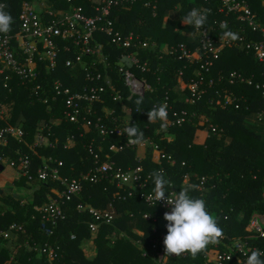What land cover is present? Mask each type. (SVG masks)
<instances>
[{
	"label": "trees",
	"instance_id": "trees-1",
	"mask_svg": "<svg viewBox=\"0 0 264 264\" xmlns=\"http://www.w3.org/2000/svg\"><path fill=\"white\" fill-rule=\"evenodd\" d=\"M3 1L6 2L4 10L13 20L11 27L16 28L21 3ZM242 1L264 25V0ZM146 3L150 6H145ZM79 4L88 6L82 1ZM62 6L70 7L69 4ZM154 6L156 9L152 8ZM220 7L218 0H138L114 7L109 18L116 29L123 35L139 34L142 41L150 43L149 47L139 49L140 60L147 63L148 71L135 72L147 78L153 91L127 100L129 93L116 65L122 50L112 45L107 36L99 34V41L105 45L110 64L107 71L113 79V87H106L102 100L95 104L93 113L87 115L92 126L83 124L81 119L79 123L70 121L64 97L54 99L56 81L72 91H78L87 83L81 65L66 67L65 61L71 57L69 53H63L56 72L41 64L37 82L27 85L14 78L10 92L6 94L0 89V104L5 109L0 128L15 127L24 133L21 138L8 136L7 145L0 146V157L17 162L21 175L24 171L19 167L20 158L28 157L31 161L28 174L14 181L22 194L17 193L19 196L15 197L0 184V231L13 224L22 227L19 232L13 231L8 239L0 236V264H212L208 259L212 245L195 259L188 253L166 256L163 241L169 222L164 215L168 212L161 206L146 204L140 192L132 189L133 184L118 187L113 179L96 184L84 179L98 165L89 153L90 146L99 153L100 164L114 162L116 168L124 170L141 166L143 177L150 176L146 192L154 188L151 173L162 171L177 194L181 189H188L190 197L203 199L223 234L231 238H244L252 217L264 215V89L257 88L264 83V65L252 51L243 47L223 49L209 72L202 69L198 61L191 64L179 59L180 45L191 49L199 45L196 36H189L196 30L181 22V17L192 8L210 10L204 27L217 30L210 32L213 38L221 34L220 23L226 22L229 31L245 29L248 40H260V35L252 32L238 15L220 13ZM170 50L174 52L171 54ZM84 59L92 63L95 58L85 56ZM95 68L105 72L103 64L91 69ZM180 73L183 84L179 82ZM232 73L252 83L239 79L231 83ZM212 80L215 83L209 87ZM193 82L206 89L200 98L192 97L188 89ZM102 84V81L97 82L98 86ZM37 86L40 88L36 89ZM118 94L121 99L115 100ZM191 97L193 102L187 101ZM227 97L238 99L240 108L234 105L223 108L218 101L224 103ZM141 98L143 104L137 112L136 101ZM165 101L175 111H187L188 121L166 130L160 129V121L150 124L147 113ZM258 112L262 114L259 116ZM97 124L109 130L124 129L132 124L143 131L145 140L153 145L146 147L143 158L138 157L139 147H127L126 134L103 136ZM203 132L207 135L201 142ZM38 134L45 136V144L41 146L36 145ZM112 144L123 146L124 150L110 151ZM0 165L8 166L5 162ZM40 170H45L46 179L39 178ZM54 171L59 179L54 178ZM202 178L205 179L204 191L200 190ZM73 180L80 182L83 189L80 196L65 202L66 219L47 220L46 213L36 207L46 206L56 197V192L64 191L63 181ZM79 204L108 209L114 213L113 222L104 223L97 234H92L89 223L93 218L88 212L79 211ZM87 244L93 247L89 253L85 249ZM218 245L222 251L229 248ZM250 245L264 252V239L251 240ZM160 253L164 254V259L159 258Z\"/></svg>",
	"mask_w": 264,
	"mask_h": 264
},
{
	"label": "built area",
	"instance_id": "built-area-1",
	"mask_svg": "<svg viewBox=\"0 0 264 264\" xmlns=\"http://www.w3.org/2000/svg\"><path fill=\"white\" fill-rule=\"evenodd\" d=\"M21 3V11L18 17L19 24L15 28L11 27L6 34H0V80L2 91L10 92V82L16 78L22 84H33L38 81L41 71L40 65H46L47 68L55 71L59 68V61L63 58V53H69L70 58L66 59V67H72L74 64L81 65L85 70L86 85L82 86L78 91H72L70 88H64L61 81L55 82L56 96L54 99L64 97L65 103L69 111L66 113L70 121L82 123L87 126H92V121L87 118V115L93 113V108L96 103L102 100V95L106 92V87H113V79L107 69L110 67L108 57L105 54V45L98 39L99 34L107 36L110 43L122 52L117 58V67L121 74L123 84L128 90V98L130 101L134 97H144L147 92H152L153 88L147 78H141L135 70L141 73L148 71L147 63H142L139 57V49L147 48L150 43L142 41L139 34L130 32L123 33L116 29L113 22L110 20L112 10L117 6H126L128 3H135L138 0H19ZM87 3L85 7L79 2ZM221 3L220 13L225 15L236 14L246 23L252 32L260 35V40H248L246 38L245 29L234 30L236 39L221 38L224 31H229V27L221 30L218 37L213 38L211 31H217L213 27L201 29L197 32L196 37L199 39V45L194 49L182 44L179 46V59H185L189 63L200 62L201 68L209 72L214 66L215 61L220 57L223 49L226 47H243L248 51H252L259 63L264 65V25L257 20L256 14L250 6L242 0H218ZM6 2L0 0V4L5 5ZM57 4V7H56ZM63 4H69V8L63 7ZM145 6H150L146 3ZM156 9V6L152 7ZM12 30V31H11ZM174 51L170 50L169 53ZM92 58L94 61L90 63L84 57ZM127 57L128 59H122ZM97 64L104 65V73L98 72L97 68L92 70ZM96 71V72H95ZM264 76V73L262 74ZM241 82L252 83V80H247L241 75L232 73L230 82L235 80ZM102 81L103 84L98 86L97 82ZM179 82L183 84L182 73L179 75ZM215 81L209 82V87L214 85ZM37 86L36 89H39ZM257 88L264 89V83L259 84ZM192 93V97H199L206 93V89L199 87V83L193 82L188 87ZM187 101L193 102V98ZM223 103L218 101L223 108L234 105L236 109L240 108L237 104L238 99L227 97ZM121 95L118 94L115 100H120ZM168 105V102H167ZM156 107V106H154ZM168 120L167 128L182 126L185 124L189 115L187 111H175L169 105L167 108ZM264 112V111H263ZM5 114L3 104H0V126ZM144 114V112H142ZM259 116L262 112H258ZM172 115V118H170ZM103 136L107 135H123V130L120 128L108 129L105 125H96ZM0 146L7 145V137L21 138L23 131L15 127L0 128ZM215 131V129H213ZM45 144V136L38 134L36 137V145ZM153 145L148 139L142 146ZM131 145L127 144V147ZM135 146V145H132ZM140 147L141 145H137ZM110 151L118 153L124 150L123 146L112 144ZM103 150L99 148V152ZM89 153L93 155L95 163L98 164L95 169L90 171L84 179L93 183H99L102 180L113 179L117 182L118 187L125 184H133L132 189L135 192H140L141 198L149 206H161L166 212H171L172 205L166 203L167 197L176 193L173 184H169L165 193V200L156 203L154 200H147V196L152 192H146V186L149 177H143V168H129L124 170L116 168L114 162L105 161L100 164V155L95 152L93 146L89 147ZM108 157V156H107ZM0 162H5L9 167L17 169V162H9L0 157ZM174 163V161H173ZM31 161L28 157H21L19 160L20 170L24 171V176L28 174ZM62 165V163H60ZM131 173L136 176L134 180L127 181L125 176ZM47 173L45 170L39 171V178L46 179ZM54 178H58L57 171H54ZM186 181V180H185ZM205 179L202 178L200 190H205ZM65 185L64 191L56 192V197L53 198L46 206L36 207V210L46 213V219L57 221L65 220L66 215L63 209L65 202L72 201L74 198L81 195L82 184L76 180L71 182L63 181ZM79 211L88 212L93 221L89 223V229L92 234L98 232L101 225L104 223L111 224L114 219V213L107 210L95 209L88 205L79 204ZM45 218V215L43 216ZM147 217V216H145ZM22 227L16 224L11 225L7 230L0 231V236L5 239L10 238L13 231L19 232ZM246 236L244 238H231L225 234L220 238L223 245H228L227 250H220L219 243L212 245V250L209 251L208 259L212 264H245L247 256L255 250L250 245L251 240L264 239V215H255L250 220L245 228ZM50 259L53 260V251L50 249ZM212 253V254H211ZM160 259H164V254H159Z\"/></svg>",
	"mask_w": 264,
	"mask_h": 264
},
{
	"label": "clouds",
	"instance_id": "clouds-1",
	"mask_svg": "<svg viewBox=\"0 0 264 264\" xmlns=\"http://www.w3.org/2000/svg\"><path fill=\"white\" fill-rule=\"evenodd\" d=\"M5 7V5L0 4V34L8 33L13 22L11 15L4 10ZM209 14V9L192 8L187 15L181 17L183 24L196 30L189 33L190 38H195L197 32L205 28ZM220 27L226 29L227 23L221 22ZM221 38L234 40L237 37L231 31H224ZM136 104L137 112H140L143 99H137ZM167 108L166 101L151 108L147 113L150 124L160 121V129L166 130ZM123 134L127 135L128 145H142L145 142L144 132L132 124L124 128ZM135 177L129 173L125 176V180L132 181ZM151 178L154 188L151 195L147 196V200H154L156 203L165 200L166 186L169 182L164 179L162 171L152 172ZM191 187L195 188L196 186L192 185ZM188 191V189H181L178 194L172 193L166 199V203L173 206L171 212L164 215V219L169 222L167 236L163 241L167 257L172 255L179 257L188 253L195 259L199 254L205 252L209 245L218 244L223 235L216 217L207 211L205 201L190 197ZM261 257H264V252L258 249L252 250L251 254L247 256L245 264H264V259Z\"/></svg>",
	"mask_w": 264,
	"mask_h": 264
},
{
	"label": "crops",
	"instance_id": "crops-1",
	"mask_svg": "<svg viewBox=\"0 0 264 264\" xmlns=\"http://www.w3.org/2000/svg\"><path fill=\"white\" fill-rule=\"evenodd\" d=\"M143 157H144V155L141 158H143ZM4 169L5 170L0 175V184L3 187H6V186L12 187L13 185L15 186L14 181L19 179L20 172L15 168L9 167L8 171L6 173H4L6 171V168H4ZM7 190L9 192V194L14 195L15 197L18 195V194L17 195L13 194L12 189H7Z\"/></svg>",
	"mask_w": 264,
	"mask_h": 264
},
{
	"label": "rangeland",
	"instance_id": "rangeland-1",
	"mask_svg": "<svg viewBox=\"0 0 264 264\" xmlns=\"http://www.w3.org/2000/svg\"><path fill=\"white\" fill-rule=\"evenodd\" d=\"M165 21H166V19H165ZM182 25L184 26L185 24H183L182 23ZM164 50L166 51V48H164ZM206 135H207V133L206 132H203L202 133V136L200 137V140H201V142H203V140L206 138ZM145 149H146V146L144 147V146H140L139 147V150H138V157H142L143 155H144V153H145ZM8 169H9V166H7L6 167V171L4 172V173H6L7 171H8ZM23 176H24V174H22ZM22 175L20 174V177H22ZM19 177V178H20ZM5 189V191L6 192H8V190L7 189H12V193L13 194H17V193H20V194H22V190H20L19 188H17V187H15L14 185L12 186V187H5L4 188ZM9 193V192H8ZM168 213H170V212H168ZM255 216V215H254ZM95 234H97V233H95ZM94 234V235H95ZM90 244H92V242H90ZM85 249H86V251H87V253H89L90 251H92L93 250V247L91 246V245H89V244H87V246L85 247ZM212 254V253H211Z\"/></svg>",
	"mask_w": 264,
	"mask_h": 264
},
{
	"label": "water",
	"instance_id": "water-1",
	"mask_svg": "<svg viewBox=\"0 0 264 264\" xmlns=\"http://www.w3.org/2000/svg\"><path fill=\"white\" fill-rule=\"evenodd\" d=\"M4 171V167L2 165H0V172Z\"/></svg>",
	"mask_w": 264,
	"mask_h": 264
}]
</instances>
